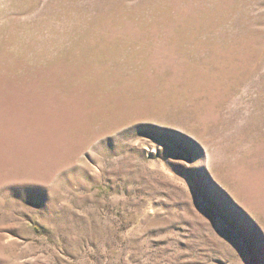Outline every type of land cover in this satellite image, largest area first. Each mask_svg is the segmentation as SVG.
Wrapping results in <instances>:
<instances>
[{
    "label": "rangeland",
    "instance_id": "rangeland-1",
    "mask_svg": "<svg viewBox=\"0 0 264 264\" xmlns=\"http://www.w3.org/2000/svg\"><path fill=\"white\" fill-rule=\"evenodd\" d=\"M0 264H264V0H0Z\"/></svg>",
    "mask_w": 264,
    "mask_h": 264
}]
</instances>
